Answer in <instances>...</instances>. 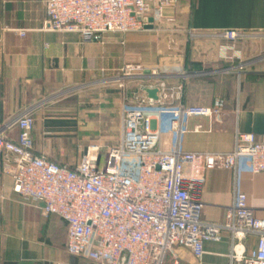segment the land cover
Instances as JSON below:
<instances>
[{
    "label": "crops",
    "instance_id": "1",
    "mask_svg": "<svg viewBox=\"0 0 264 264\" xmlns=\"http://www.w3.org/2000/svg\"><path fill=\"white\" fill-rule=\"evenodd\" d=\"M46 1L0 0V135L6 139L19 141L20 131L13 124L30 112L34 154L62 166L75 169L80 164V158L63 157L74 155V145L85 135L108 141L116 133L118 142L108 144L107 150L118 145L124 107L148 97L142 87L156 88L145 81L120 88L119 70L139 62L163 73L169 87H182L176 105L210 106L217 98L226 102L218 118L186 120L179 140L162 132L161 149L228 153L238 133L264 139V61H259L264 57V0H180L172 11L175 24L155 25L152 33L163 34L162 39L130 34L119 44L110 38L84 43L79 35L45 30ZM226 30L248 35L236 41L202 35ZM190 32L201 35L192 39ZM145 43L156 50L147 60L141 55ZM244 61L253 64L233 70ZM84 123L86 128L79 127ZM153 125L160 129L159 120ZM87 150L82 147L84 156ZM15 159L0 157V264H93L67 253L68 227L60 217H45L41 203L24 202L17 195L6 173ZM185 175L203 178V220L225 222L237 192L247 196L255 217L264 219V172L253 174L245 161L237 170L199 174L186 165ZM246 247L255 250L257 238L249 237ZM204 250L202 264H229L230 234L220 243L206 242ZM175 252L182 264L196 260L188 249Z\"/></svg>",
    "mask_w": 264,
    "mask_h": 264
},
{
    "label": "built area",
    "instance_id": "2",
    "mask_svg": "<svg viewBox=\"0 0 264 264\" xmlns=\"http://www.w3.org/2000/svg\"><path fill=\"white\" fill-rule=\"evenodd\" d=\"M180 0H47L45 30L79 35L84 43L103 42L109 33L127 35L149 30L157 23L175 22L173 9ZM228 30V41L244 38ZM228 48H226V51ZM259 61H264L260 57ZM253 62H239L244 71ZM137 79L152 81L158 100L138 99L123 109V137L107 150L90 146L75 169L34 154L30 112L14 122L19 141L0 135V157L15 156L6 169L24 202L43 205L45 217L56 215L68 227L67 253L93 264H182L176 249L191 251L202 264L206 242L220 243L231 236L229 264H264V219L255 217L247 196L237 192L223 223L202 219L203 178L185 175L186 165L199 174L217 168L237 170L242 161L253 174L264 172V139L238 133L228 153H184L160 148L162 132L177 140L183 123L192 117L218 118L225 100L210 106L176 105L182 87H169L158 70L125 65L119 70L120 88ZM146 89H154L153 87ZM160 121V129L154 128ZM199 130V128H197ZM257 238L249 252L246 241Z\"/></svg>",
    "mask_w": 264,
    "mask_h": 264
},
{
    "label": "rangeland",
    "instance_id": "3",
    "mask_svg": "<svg viewBox=\"0 0 264 264\" xmlns=\"http://www.w3.org/2000/svg\"><path fill=\"white\" fill-rule=\"evenodd\" d=\"M189 1H193V0H189ZM175 18V17H174ZM172 24H175V22L174 23H172ZM150 31V32H149ZM155 31V27H153L152 29H149V30H147V31H142V32H135V33H132V34H150L151 36H153V37H149V38H152L153 40H154V42L155 41H157V40H160V39H162L163 38V34H161V36H157V33H152V32H154ZM226 31H228V30H226ZM226 31H223V32H226ZM233 31V30H232ZM223 32H220V33H204V34H202V35H204V36H215V37H221V35H222V33ZM244 35H248L247 34V32H242ZM201 34H200V32H198V33H196V32H190L189 33V35L188 36H190V38H197L198 36H200ZM125 36L126 35H121V34H115V33H109V34H105L104 35V38L103 39H105V38H110V42H113L114 44L115 43H118L119 44V42L121 43V41L125 38ZM245 36V37H246ZM226 40V39H225ZM154 44V43H153ZM155 45H148L147 43H145V45L144 46H142V48H141V55H142V57L145 59L146 58V60L149 58V57H153L154 55H155V53H156V50H155V47H154ZM226 48H228V47H225V49ZM145 62V61H144ZM128 65H133V66H139V67H141V68H144V69H148L144 64H143V62H139L138 64H134V63H132V64H128ZM159 72V71H158ZM160 74H163V73H161L160 72ZM146 82V83H150V82H152V81H147V80H142V79H137V80H134V81H132V82H136V83H140V82ZM129 83V82H128ZM167 85H168V83H166ZM168 86H170V85H168ZM178 86H180V85H178ZM178 86H174V88L175 87H178ZM171 88H173V87H171ZM79 127H84V128H86L85 127V123L84 124H81V125H79ZM93 137V138H92ZM90 136V135H85L84 137H82V139H80L79 141H77V143L74 145L75 146V148H76V152L74 153V155H71V156H67V157H63V158H65L66 160H69V161H71V160H73V159H76V160H78L79 158L80 159H82L83 157H84V154L82 153V147H85L86 148V150H87V148H89L90 146H94V145H97V146H100L101 147V152H100V156L103 158H105V156H106V152H107V146H108V144H110V143H113V142H118L117 141V138H119V135H116V133H115V136L113 137V139H111V140H105V141H99L97 138H95L94 136ZM77 258V257H76ZM77 259H80V260H83V258H77ZM85 260V259H84ZM193 264H199L196 260L193 262Z\"/></svg>",
    "mask_w": 264,
    "mask_h": 264
},
{
    "label": "water",
    "instance_id": "4",
    "mask_svg": "<svg viewBox=\"0 0 264 264\" xmlns=\"http://www.w3.org/2000/svg\"><path fill=\"white\" fill-rule=\"evenodd\" d=\"M149 22L151 23V26H149L148 29H152L153 28V19H150ZM146 93H147V95H148L149 98L154 99L155 101L158 100L159 90L157 88H154V89H146Z\"/></svg>",
    "mask_w": 264,
    "mask_h": 264
},
{
    "label": "trees",
    "instance_id": "5",
    "mask_svg": "<svg viewBox=\"0 0 264 264\" xmlns=\"http://www.w3.org/2000/svg\"><path fill=\"white\" fill-rule=\"evenodd\" d=\"M130 34H132V33H130ZM130 34H127V35H130Z\"/></svg>",
    "mask_w": 264,
    "mask_h": 264
}]
</instances>
